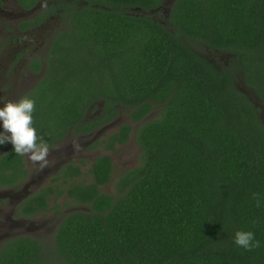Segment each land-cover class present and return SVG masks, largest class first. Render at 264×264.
Returning <instances> with one entry per match:
<instances>
[{
	"label": "trees",
	"instance_id": "trees-1",
	"mask_svg": "<svg viewBox=\"0 0 264 264\" xmlns=\"http://www.w3.org/2000/svg\"><path fill=\"white\" fill-rule=\"evenodd\" d=\"M166 2L61 0L65 25L24 96L35 101L37 135L51 148L119 110L133 124L159 113L108 138L113 149L132 130L140 153L113 195L101 191L112 177L108 156L91 164L92 182L67 188L84 209L58 230L63 264H264V0ZM205 51L225 55L226 65L212 66ZM98 106L100 116L86 120ZM0 164L19 171L21 155L11 148ZM61 192L45 190L28 208L45 209ZM237 231L253 232L260 247H237ZM43 255L16 240L0 264H52Z\"/></svg>",
	"mask_w": 264,
	"mask_h": 264
},
{
	"label": "flooded vegetation",
	"instance_id": "flooded-vegetation-1",
	"mask_svg": "<svg viewBox=\"0 0 264 264\" xmlns=\"http://www.w3.org/2000/svg\"><path fill=\"white\" fill-rule=\"evenodd\" d=\"M173 1L167 0L166 5L169 6ZM60 3L61 0H0V54L4 51L9 53L8 64L10 66L9 74L6 73L3 78H0V81H33L29 86L31 88L34 85L36 86L37 83L34 84L35 82L42 79L46 56L60 29L55 30L48 39L41 38L39 42L35 41L36 37L33 35L34 29L44 25L55 14L63 21ZM165 12L166 10L163 8L160 10L159 15H166ZM214 54L219 53L209 52L201 55L212 66L220 68L221 65L215 63L210 57L214 56ZM36 62H39L38 71H34L31 68ZM238 74L241 75L240 72ZM238 74L235 81H244L242 78H239ZM29 88L26 87L18 96L13 97L9 95L7 99H4V94L0 91V107H3V103L8 101L18 102L29 91ZM242 91L247 93L244 89ZM8 94L11 93L9 92ZM120 113L121 110H119L117 116L111 122L100 127H95L90 132L73 133L69 131L68 134L59 139L50 148L48 161L51 166L49 168L47 166L40 169L33 164L31 167H28L27 161L29 162V160L27 156H21V168L19 171H14L7 164L3 168L2 164H0V260L12 247L13 241L23 240L24 243L27 241L37 246L40 251L44 252L42 257H45L52 264H63L61 258L57 256L55 248L59 235L58 230L64 223L61 220L63 216L68 215L76 209L73 207L64 208V211L56 216L57 220L53 218L55 222H51L45 221V214L49 210L48 206L41 210H30L28 205L34 197L40 195L45 190L51 189L54 192L57 191L55 187H45V183L59 179L66 190L70 184H81L76 181V178L81 175L83 163L90 165L97 158L103 156L110 157L107 154L113 151L108 150L109 134H107V131L115 129L121 122ZM99 116L100 113L91 114L90 110L85 113L86 120H95ZM127 119L129 123L117 126L116 132L123 125H129L133 129V127L138 126L144 120L142 119L138 123L133 124L128 115ZM2 131L3 129L0 127V132ZM131 134L132 130L130 136ZM70 138H73L74 141L84 140V142L83 144L76 142L71 145V143L66 142ZM97 143H100L102 147L94 148ZM74 145H78L79 150H76ZM114 146L117 149L123 145L115 144ZM11 148H13V145L10 142L5 143L3 150L0 152V157ZM87 156L90 157L88 160L80 159V157ZM112 164L114 170L113 160ZM69 166L79 169L80 173L78 176L71 177L63 174ZM88 174L91 177L90 172ZM65 192L67 193V190ZM63 193L64 191L59 195L55 193L50 194L46 200L47 205L51 198L53 200L55 197L62 196Z\"/></svg>",
	"mask_w": 264,
	"mask_h": 264
},
{
	"label": "rangeland",
	"instance_id": "rangeland-1",
	"mask_svg": "<svg viewBox=\"0 0 264 264\" xmlns=\"http://www.w3.org/2000/svg\"><path fill=\"white\" fill-rule=\"evenodd\" d=\"M161 16H163V15H161ZM64 25H65V21L64 20L62 21L58 17V15H56V14L53 15L51 19H49L48 21H46L44 23V25L40 26L39 28L34 29V34L33 35L36 37L35 41L39 42L41 40V38L48 39L52 35V33L55 32V30H57V29L61 30L62 26H64ZM207 53H209V52H207V51L202 52V55L203 54L205 55ZM8 54L9 53L6 52V51H4L3 53L0 54V78L1 77L3 78L6 73L9 74V72H10V66L8 64ZM210 57L215 61V63H217L218 65H222V66L225 65V63H227V61H228V57H226L223 54H214V56H210ZM32 82L33 81H0V91L4 94V99H7V97L9 95L13 96V97L14 96H18L21 92L24 91V89L26 87L29 88V86L32 84ZM38 82L39 81L35 82L34 84H36ZM34 86L29 88V91L26 94L31 92L32 89L35 88ZM17 91H19V92L17 93ZM9 92L11 94H8ZM96 112H98V113L101 112L100 107L99 108L96 107V109H94V111H92L91 114H95ZM158 115H159L158 109L154 108L144 118V120L142 122L147 121V120H151V119H155V118L158 117ZM120 120H121V122L117 126L129 123V121L127 119V115H126V113L123 110H121V113H120ZM116 127H115V129H109L107 131V134H109L108 137H110V135H112L114 132H116L115 131ZM135 127H133V128H135ZM132 136H133V133L131 134V136L129 134L130 140L128 141L127 144H125V146L123 145L121 148H117V149L116 148H113V149H109L108 148V150L113 151L112 153L110 152V153H108V154L106 153V154L109 155L112 158V160L114 162V170H113V174H112L110 182L107 185H105L104 187H102V189H101V191L103 193H106L108 195H113L115 193V183H116L118 177L121 176L126 170L134 168V167H136L138 165V158H139V154L140 153H139V150H138L136 144L132 140ZM66 142L71 143V145L76 143V142H79L80 144H83L84 140L74 141L73 138H70ZM66 144H68V143H66ZM98 147H102V145H100V143H97V145L94 148H98ZM89 158L90 157H88V156L87 157H80V159H83V160H86V159L88 160ZM27 163H28V167H31L32 162H30V161L28 162L27 161ZM78 163H80V162H78ZM90 165H87L85 163L82 164L81 175L76 178L77 182H80V183H83V184H88V183L92 182L91 177L88 174L90 172ZM50 166L51 165L49 163L48 164V168ZM58 174H57V176H58ZM44 186L47 187V188L48 187H51V188L55 187V188H58V189H62L64 191L62 196L55 197V198H53V200L51 198L52 201L51 200L48 201V205L47 206H48L49 210L45 214L46 215L45 221L55 222L53 220V218L55 220H57L56 216H58L59 213L64 211L63 210L64 208L73 207L76 210H80V208H83L81 205H79L74 200L69 198V196L65 192L67 189L65 190L61 180H59V179L55 180L54 179L53 181H49V182L45 183ZM66 216L64 215L61 220H64V218Z\"/></svg>",
	"mask_w": 264,
	"mask_h": 264
},
{
	"label": "clouds",
	"instance_id": "clouds-1",
	"mask_svg": "<svg viewBox=\"0 0 264 264\" xmlns=\"http://www.w3.org/2000/svg\"><path fill=\"white\" fill-rule=\"evenodd\" d=\"M35 108V101L27 97L21 98L18 102L8 101L0 107V145L10 142L13 151L17 155L27 156L34 166L40 169L49 164L48 156L50 148L42 137L37 135V131L32 127V113ZM79 150L78 145H74ZM256 206H260L258 194H253ZM234 243L237 247L246 251L260 247V242L255 239L251 231H237L234 234Z\"/></svg>",
	"mask_w": 264,
	"mask_h": 264
}]
</instances>
